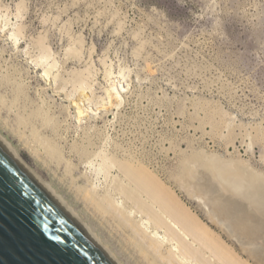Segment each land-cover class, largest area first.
Instances as JSON below:
<instances>
[{
    "label": "rangeland",
    "instance_id": "obj_1",
    "mask_svg": "<svg viewBox=\"0 0 264 264\" xmlns=\"http://www.w3.org/2000/svg\"><path fill=\"white\" fill-rule=\"evenodd\" d=\"M0 134L120 264H160L86 193L114 190L120 161L144 166L239 249L189 195L201 180L185 176L206 172L212 153L264 173V0H0Z\"/></svg>",
    "mask_w": 264,
    "mask_h": 264
},
{
    "label": "bare ground",
    "instance_id": "obj_2",
    "mask_svg": "<svg viewBox=\"0 0 264 264\" xmlns=\"http://www.w3.org/2000/svg\"><path fill=\"white\" fill-rule=\"evenodd\" d=\"M38 42L40 43V41ZM42 47L45 46L42 45ZM42 51L44 54L40 59L46 58L47 60V52L50 51H47L46 48ZM53 66L45 69V76H50L51 71L55 69ZM59 78L56 76L55 80L57 81ZM107 93L110 99H113L114 96L115 102L120 104V90L115 85H112ZM77 105L80 111V104ZM37 133L33 132L30 136L37 150L43 149L45 154H55V148L44 141L46 136L42 140V136L39 137ZM0 141L21 164L18 154L12 150V145L1 134ZM84 149L82 147V150ZM83 153L80 152V154ZM85 153L84 155H86ZM98 155L100 156L102 153ZM207 159L209 164L206 172L199 168H192L188 170L186 176L184 174L189 180L190 187H193V181L196 179L201 180L199 184H202L201 188L194 187L196 190L189 189L188 193L198 201L205 202L208 206L206 214L208 221L217 225L229 240L233 239L239 249L236 248L234 242H228L222 234L202 219L175 190L161 182L141 164L121 161L116 163L114 161L119 165L117 166L120 167L122 175V179H115L118 181L115 189L105 190L103 194H99L96 187L92 186L86 193L101 207L114 212L120 218L130 233L127 234L143 244L140 250L146 256H151L154 263L264 264V173L252 169L247 161L244 162L241 159L225 158L213 153ZM112 162L109 159L104 161L105 164ZM92 163L90 161L89 165ZM27 172L54 201L72 216L88 236L117 264H120L111 250H108L100 238L92 233L90 227L58 197L54 190H51L44 182H38L30 171L27 170ZM115 191L120 194L121 198L123 197V200L114 194Z\"/></svg>",
    "mask_w": 264,
    "mask_h": 264
},
{
    "label": "water",
    "instance_id": "obj_3",
    "mask_svg": "<svg viewBox=\"0 0 264 264\" xmlns=\"http://www.w3.org/2000/svg\"><path fill=\"white\" fill-rule=\"evenodd\" d=\"M0 264H117L1 141Z\"/></svg>",
    "mask_w": 264,
    "mask_h": 264
}]
</instances>
